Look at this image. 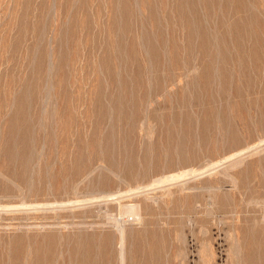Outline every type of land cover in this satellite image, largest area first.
Here are the masks:
<instances>
[{
  "label": "rangeland",
  "instance_id": "obj_1",
  "mask_svg": "<svg viewBox=\"0 0 264 264\" xmlns=\"http://www.w3.org/2000/svg\"><path fill=\"white\" fill-rule=\"evenodd\" d=\"M262 112L264 0H0V263L264 264Z\"/></svg>",
  "mask_w": 264,
  "mask_h": 264
},
{
  "label": "bare ground",
  "instance_id": "obj_2",
  "mask_svg": "<svg viewBox=\"0 0 264 264\" xmlns=\"http://www.w3.org/2000/svg\"><path fill=\"white\" fill-rule=\"evenodd\" d=\"M162 3V2H161ZM251 14V13H250ZM252 16V15H251ZM244 18V17H243ZM239 20H240V18H239ZM244 20V19H243ZM242 20V21H243ZM241 21V22H242ZM233 22V21H232ZM231 22V23H232ZM244 22V21H243ZM236 23V22H235ZM237 23H239V22H237ZM246 23V22H245ZM230 25V24H229ZM233 25V24H232ZM246 25H247V23H246ZM240 26H241V24H240ZM245 26V25H244ZM243 26V27H244ZM238 27V26H237ZM242 27V29H244ZM238 29V28H237ZM241 29V28H240ZM241 29V30H242ZM246 29V28H245ZM245 31V30H244ZM244 31L242 30V32L244 33ZM245 32H247V31H245ZM250 34V32H248V35ZM243 37V36H242ZM261 38V37H260ZM257 45V44H256ZM254 52V51H253ZM252 54V53H251ZM208 62V61H207ZM44 67V66H43ZM220 72V71H219ZM228 74V73H227ZM231 76V75H230ZM155 83V82H154ZM225 83V82H224ZM230 84V83H229ZM250 86V85H249ZM152 87V86H151ZM189 87V86H188ZM153 90V89H152ZM250 90V89H249ZM238 95V94H237ZM240 100V99H239ZM136 101V100H135ZM199 104V103H198ZM227 105V104H226ZM156 109V108H155ZM154 110V109H153ZM255 110V109H254ZM14 111V110H13ZM245 111V110H244ZM261 111V110H260ZM262 113H264V112H262ZM154 114V113H153ZM227 114V113H226ZM230 116V115H229ZM201 118V117H200ZM36 119V118H35ZM259 119V118H258ZM261 121V120H260ZM11 122V121H10ZM26 122V121H25ZM19 125V124H18ZM23 125V124H22ZM35 127V126H34ZM158 127V126H157ZM194 127V126H193ZM16 128V127H15ZM140 129V128H139ZM246 136V135H245ZM142 137V136H141ZM32 138V137H31ZM226 139V138H225ZM19 141V140H18ZM140 144V143H139ZM221 144V143H220ZM3 146V145H2ZM146 148V147H145ZM8 149V148H7ZM7 151V150H6ZM245 151V150H244ZM12 152V151H11ZM178 152V151H177ZM6 154V153H5ZM12 157L14 158V156H13V152H12ZM180 157V156H179ZM231 157V156H230ZM53 159V158H52ZM229 159V158H228ZM184 162V161H183ZM124 163V162H123ZM129 163V162H128ZM30 169V168H29ZM147 171V170H146ZM147 174V173H146ZM168 174V173H167ZM182 175V174H181ZM50 176V175H49ZM170 177V176H169ZM27 188V187H26ZM148 188H149V186H148ZM205 188V187H204ZM47 191V190H46ZM72 192V191H71ZM132 192V191H131ZM80 194V193H79ZM115 194V193H114ZM125 194V193H124ZM26 195V194H25ZM116 195V194H115ZM114 195V196H115ZM175 195V194H174ZM240 195V194H239ZM108 196V195H107ZM110 196H112V195H110ZM113 196V197H114ZM94 197V196H93ZM117 198H119V197H117ZM120 198H122V197H120ZM94 200V199H93ZM115 200H116V198H115ZM215 200V199H214ZM112 201V200H111ZM51 202V201H50ZM155 202V201H154ZM128 203V205H124L125 207H127V209H128V211H131V212H135V204H138V203H136V202H134L135 204H129V202H127ZM124 204V203H123ZM37 206H38V204H36ZM120 205V204H119ZM9 206V205H8ZM123 206V205H122ZM7 207V206H6ZM118 207H120V206H118ZM241 207V206H240ZM4 208V207H3ZM121 208V207H120ZM2 209V208H1ZM251 212V211H250ZM112 213V212H111ZM120 213H121V209H120ZM45 215V214H44ZM140 215V214H139ZM119 216V215H118ZM135 217H138V216H135ZM130 219H132V218H130ZM115 220V219H114ZM132 220H135V218L134 219H132ZM117 222V221H116ZM115 222V223H116ZM124 222H125V220H124ZM133 222V221H132ZM119 223V222H118ZM135 223V222H134ZM138 223V222H137ZM140 223V222H139ZM249 223V222H248ZM122 224V223H121ZM63 225V224H62ZM114 225V224H113ZM116 225H118V224H116ZM124 225V224H123ZM119 226V225H118ZM118 226H116V227H118ZM119 227H121L120 229H122V226H119ZM121 231V230H120ZM262 231V230H261ZM120 233V232H119ZM122 234V233H121ZM2 235V234H1ZM244 235V234H243ZM87 236V235H86ZM105 236H107V235H105ZM121 236V235H120ZM143 236H145V235H143ZM240 237V236H239ZM118 238V240H119V236L117 237ZM136 238V237H135ZM9 239V238H8ZM121 239V238H120ZM123 239H124V232H123ZM142 239V238H141ZM242 239V238H241ZM2 240V239H1ZM136 240V239H135ZM8 241V240H7ZM128 241H129V238H128ZM139 241V240H138ZM122 242V241H121ZM153 242V241H152ZM7 243V242H6ZM74 244V243H73ZM108 244V243H107ZM119 244H120V241H119ZM124 244V243H123ZM125 244H126V242H125ZM133 244V243H132ZM4 245V244H3ZM8 245V244H7ZM80 245V244H79ZM99 245V244H98ZM131 245V244H130ZM136 245V244H135ZM83 246V245H82ZM122 246H124V245H122ZM11 247V246H10ZM9 247V248H10ZM120 247V246H119ZM138 247V246H137ZM238 247V246H237ZM7 249H8V246H7ZM74 249V248H73ZM239 249H240V247H239ZM83 250V249H82ZM85 250V249H84ZM83 250V251H84ZM87 250V249H86ZM106 250H108V249H105V251ZM154 250V249H153ZM9 251V250H8ZM126 251V250H125ZM120 252V251H119ZM118 252V253H119ZM130 253V252H129ZM154 253V252H153ZM236 253V252H235ZM241 253V252H240ZM245 253V252H244ZM126 254V253H125ZM120 256H118V257H120V259L122 258L121 257V255H122V253L120 252V254H119ZM124 255V254H123ZM122 255V256H123ZM130 255V254H129ZM137 255V254H136ZM141 255V254H140ZM5 256V255H4ZM253 256V255H252ZM6 257H7V255H6ZM128 257V256H127ZM144 257V256H143ZM2 258V257H1ZM62 258V257H61ZM69 258V257H68ZM153 258H155V257H153ZM262 258H264V257H262ZM4 259V258H3ZM59 259H60V257H59ZM78 259V258H77ZM87 259H89V258H87ZM124 259V258H123ZM151 259V258H150ZM9 260V259H8ZM85 260V259H84ZM90 260V259H89ZM122 260V259H121ZM149 260V259H148ZM259 260V259H258ZM262 260H264V259H262ZM65 261V260H64ZM75 261V260H74ZM73 261V262H74ZM87 261V260H86ZM86 261H82V263L83 264H85L86 263ZM106 261H108V260H106ZM150 261V260H149ZM148 261V262H149ZM152 261V260H151ZM5 262V261H4ZM70 262V261H69ZM112 262V261H111ZM155 262V261H154ZM23 263V262H22ZM67 263H68V261H67ZM100 263V262H99ZM157 263V262H156ZM0 264H2V262L0 263ZM69 264H71V262L69 263ZM79 264V263H78ZM92 264H93V262H92ZM119 264V263H118ZM141 264V263H140ZM154 264V263H153Z\"/></svg>",
  "mask_w": 264,
  "mask_h": 264
}]
</instances>
